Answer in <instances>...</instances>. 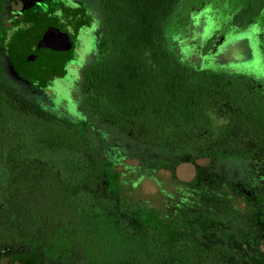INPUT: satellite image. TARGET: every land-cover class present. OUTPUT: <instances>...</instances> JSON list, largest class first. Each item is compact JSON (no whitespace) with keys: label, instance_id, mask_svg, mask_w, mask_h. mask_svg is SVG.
I'll use <instances>...</instances> for the list:
<instances>
[{"label":"trees","instance_id":"1","mask_svg":"<svg viewBox=\"0 0 264 264\" xmlns=\"http://www.w3.org/2000/svg\"><path fill=\"white\" fill-rule=\"evenodd\" d=\"M188 1L99 0L98 57L76 71L81 122L50 116L36 96L55 86L22 71L18 86L0 55V264H264V73L181 58L167 29ZM58 6L41 25L71 27L81 49L91 11ZM248 13L264 18V0ZM114 149L179 193L135 201Z\"/></svg>","mask_w":264,"mask_h":264},{"label":"rangeland","instance_id":"2","mask_svg":"<svg viewBox=\"0 0 264 264\" xmlns=\"http://www.w3.org/2000/svg\"><path fill=\"white\" fill-rule=\"evenodd\" d=\"M254 0H189L185 5L186 12L200 9L199 13L193 19L180 20L169 25L167 37L170 45L183 58L194 64H200L203 58L200 47V33L203 30V22L198 24L199 18L206 14L214 13L216 18L206 29V38L212 37L215 29L223 23H231L239 17L238 23L231 26L223 38L225 43L219 44L215 52L204 60L203 69H212L221 72H227L235 75H243L252 78L254 75L262 77L264 73V44L262 40V30L264 27V18L256 15L248 18L249 8ZM68 5L79 7L87 5L94 17L92 27L79 39L82 51V61L84 67L95 63L99 52V43L101 40V24L99 14V0H68ZM0 27L6 28L9 24L8 3L0 0ZM212 18H210L211 20ZM201 25V26H200ZM56 27L67 30L72 34L70 27H64L60 24ZM78 63H74L76 65ZM77 67H81L78 65ZM80 83L79 73L70 72L69 76L61 83L51 89L50 93L36 96V100L43 101V109L55 119L69 121H82L80 112V96L78 88ZM35 94L39 95L38 92ZM77 105L79 106L77 108ZM118 153V163L122 173V182L127 185H133L135 190L132 194L135 201L147 200L154 204L161 195L172 198L177 185L173 186L172 175L170 172H158L152 163L142 164L140 161L136 164L131 162L121 152ZM131 160V161H130ZM116 161V162H117ZM207 161L198 162L199 166H206ZM157 170V171H156ZM196 167L192 164H183L176 170L177 179L183 182H190L195 178ZM140 183L139 187L138 184ZM173 187V192H172ZM137 188V189H136ZM180 189L176 191L179 193ZM264 251V246L262 247Z\"/></svg>","mask_w":264,"mask_h":264},{"label":"flooded vegetation","instance_id":"3","mask_svg":"<svg viewBox=\"0 0 264 264\" xmlns=\"http://www.w3.org/2000/svg\"><path fill=\"white\" fill-rule=\"evenodd\" d=\"M60 1L67 3L68 0H4V2L8 3L10 17L8 26L6 28L0 27V55L2 62L6 66V75L18 86L24 88L27 87L25 84L26 82L24 81V76L21 74L22 69L20 68V65L24 63V59L28 55V49H32V45L34 44L33 42L40 37L42 33V30H40L42 28L41 23L47 21V13L50 14L52 13L51 11H54L53 14L58 15L62 12L58 6ZM199 11L200 9L188 11L186 13L187 15L185 16V19H193V17L197 15ZM210 18L212 19L210 20ZM215 19L217 18L215 14L212 13L200 17L199 21L197 22L198 24H201V21H204L203 30L200 33V47L201 54H203L201 65L210 55V53L217 50L219 44L225 43L223 38L226 36L229 28L238 23V20L236 19L231 23H223L215 29L212 37L208 38L207 36L206 38V29L211 25V23H213L212 21ZM86 31L81 33V35L78 37V41L86 33ZM2 41L3 46L1 45ZM76 41L77 39L74 41L75 51L73 54V61L74 63L76 62L78 64H76V68L73 69L72 72L78 70L77 66L79 64L84 67V63L82 61L83 47L81 46V49L76 50ZM15 61L18 65V70L14 67ZM62 264L72 263L67 261L66 263Z\"/></svg>","mask_w":264,"mask_h":264},{"label":"water","instance_id":"4","mask_svg":"<svg viewBox=\"0 0 264 264\" xmlns=\"http://www.w3.org/2000/svg\"><path fill=\"white\" fill-rule=\"evenodd\" d=\"M40 30V37L31 44L32 49H28L20 68L23 73L56 86L76 68L73 65L74 35L52 25H43Z\"/></svg>","mask_w":264,"mask_h":264}]
</instances>
